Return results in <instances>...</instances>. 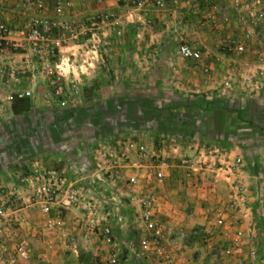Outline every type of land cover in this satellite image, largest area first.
<instances>
[{
    "label": "built area",
    "instance_id": "built-area-1",
    "mask_svg": "<svg viewBox=\"0 0 264 264\" xmlns=\"http://www.w3.org/2000/svg\"><path fill=\"white\" fill-rule=\"evenodd\" d=\"M12 2L0 0L1 5ZM84 2L95 5L92 12H79ZM14 4L22 24L16 30L10 28L0 6V55L11 50L33 58L28 80L46 78L44 103L65 108L69 98L79 97L83 79L91 78L90 70L109 55L114 38L134 37L155 19L173 16L182 6L196 8L199 0H20ZM212 9L226 20L220 8L213 5ZM176 53L183 60L202 57V51L187 42L178 44ZM5 73L0 68V74ZM9 73L18 83L26 69ZM30 96V90H17L8 101ZM193 148L183 153L179 143L172 142L166 151L157 150L144 137L122 136L97 142L89 170L73 179L68 168L38 163L23 187L0 184V264H47L45 255L33 259L30 236L20 233L23 226L35 224L43 234L56 237L63 252L76 253L81 242L98 237L108 251L106 264H118L120 245L111 224H122L124 209L146 233L139 248L149 264H179L176 238L183 233L168 232L169 216L165 222L157 189L176 170L182 171L186 186L198 192L204 214L214 226L232 224L229 217L234 224L246 216L252 218L247 228L237 227L226 238L222 255L235 258V264H264V174L250 173L236 147L197 144ZM220 184L227 188L228 200L212 205L211 196ZM66 213L73 214L69 223L63 216ZM69 231H79V239H72Z\"/></svg>",
    "mask_w": 264,
    "mask_h": 264
},
{
    "label": "crops",
    "instance_id": "crops-1",
    "mask_svg": "<svg viewBox=\"0 0 264 264\" xmlns=\"http://www.w3.org/2000/svg\"><path fill=\"white\" fill-rule=\"evenodd\" d=\"M10 8L11 3L7 4V9L2 7L3 21L10 28L16 30L20 28L22 19L20 15L14 14V10ZM187 13V9H180L173 16H162L155 19L151 27L138 30L133 35L134 37L114 38L115 40L113 39L109 45V55L101 58V60L107 59L105 66L129 69L133 74L137 67L133 57L137 56L138 43L141 39L149 38L145 47H149V51L157 54L171 53L173 38H179L182 42L190 43L193 39L191 35L185 34L184 39L181 35H174L175 27L180 26L182 22L185 23L184 14ZM230 33L231 30L226 33V38L230 37ZM200 44L202 43L200 42ZM203 48L206 47L203 45ZM165 58L166 56L163 55L160 61L157 60L151 64V68L156 70L164 68L166 76L164 81L169 82V74L171 73L169 62ZM113 59L117 60L114 61ZM32 61L33 58L26 57L22 53H13L11 50H5L0 55V68L6 70L3 76L0 74V107H3L0 108V184L9 186L23 187L26 184V178L38 163L45 167L68 168L69 175L73 179L78 172L89 170L92 160L91 154L97 142L112 140L114 139L112 137H117L121 133L126 135L133 131V128L130 129L123 123L114 129L112 127L115 124H112V121H103L99 122L101 124L95 125L85 120L82 123L83 120L77 117L80 111L79 105L83 96V88L95 83L96 79L94 78L93 80L91 78L83 79L80 96L69 98L65 108L44 105L43 92L48 89V83L46 78L42 76L33 81L28 80L30 71L32 72ZM183 61L185 63L174 68L177 70V79L182 84H188L193 90L199 92L207 90L200 98L208 104V108L204 110L197 106L196 110L186 112L182 107L184 111L181 114L184 119L193 120L194 118L197 123L193 126H181L178 131L170 132L171 135H177L179 138L188 139L191 137L193 139L190 144L179 143L181 151L189 154L193 152V147H196L197 144H205L210 148L236 147V151L242 152L250 173L252 171L253 173L264 174V162L262 157L257 154L263 155L264 141L257 142V146H254V142L249 141L246 136L236 137L235 132L240 133L244 130L249 132L252 128L244 125L241 127L232 126L230 123L221 122L220 120L224 115L223 109L217 106L212 107L214 97H217L214 96L215 93L221 92L217 89L221 84L224 71L232 68L245 69L248 66L251 67V63L249 61L217 59H212V61L210 59L205 62L203 58L200 61ZM187 62H197L198 65L191 66L189 64L190 66H188ZM203 66L214 68L217 71L210 76L203 74L201 72ZM11 69H26V75L23 76L24 78H20L18 83H15L16 81L9 73ZM137 81V78H130L124 82L135 83ZM179 82L177 81V83ZM24 89L30 90L32 96L17 98L12 107V101H8V96L17 90ZM214 89L217 92H213ZM167 92L168 90H166ZM168 95L166 94V99H168ZM200 98L194 99L200 101ZM232 98L233 96L230 99L222 100L223 104L230 108L233 107ZM137 117L139 118V114ZM148 117L151 118V116L145 118ZM144 119L140 118L138 121ZM242 123L245 124L246 122ZM137 130H139V126H137ZM47 156L51 159H46ZM186 184L187 181L184 180L182 171L176 170L170 171L167 182L165 180L164 185L157 188L160 197L159 208L165 222L166 214L169 216L170 224H166L168 232L173 233L180 230L183 233V237L176 238V246L179 248L177 251L179 264H235V258H226L222 255L221 250L227 246L226 238L233 234L234 229L237 227L247 228V225L252 222V218L246 216L240 223L234 224L230 221L234 218L229 217L228 220L232 224H226L225 227L221 228L214 226L204 214V206L200 201L198 192L188 188ZM254 185L255 182L251 184L252 190ZM211 199L212 205L224 204L228 200L227 188L221 184L218 185V190L215 195L211 196ZM124 211L122 224H111L117 233V242L120 245L118 250L125 246V251L119 252L118 264H149L140 248L136 247L135 249L134 247L138 238L140 241L142 237L146 236V233L139 224L132 221L130 211H126V209ZM32 212L35 214L34 216H37L34 210ZM72 215V213L63 214L68 223ZM20 233L30 236L34 260L38 259L40 255H45L47 264H106L107 262V248L98 237L91 236L86 242H81L77 252L74 253L73 251L63 252L57 238L43 234L39 224L23 226ZM69 233L72 239H79V231H69ZM261 235L259 230L257 237L261 238ZM50 245L53 247L49 248ZM246 253L245 249L243 255Z\"/></svg>",
    "mask_w": 264,
    "mask_h": 264
},
{
    "label": "rangeland",
    "instance_id": "rangeland-1",
    "mask_svg": "<svg viewBox=\"0 0 264 264\" xmlns=\"http://www.w3.org/2000/svg\"><path fill=\"white\" fill-rule=\"evenodd\" d=\"M12 1L10 9L14 10V14H18L19 11L15 9L14 3L20 0ZM213 5L222 10L226 20H222L220 14L212 9ZM0 6L7 9V4H0ZM94 8L95 5L92 2H84L80 5L79 12L82 14L92 12ZM181 9H187L188 13L184 14L185 23L182 22L180 26L175 27L174 35H181L183 39L185 34L191 35L193 39L190 44L203 51L201 57L203 61L217 59L251 63L252 66L245 69L223 70V78L217 89L221 92L213 90L217 92L214 95L217 97H214L212 107L217 106L223 109L224 115L221 122L230 123L232 126L244 125L252 128L249 132L244 130L240 133L235 132L234 135L236 137L246 136L249 141L254 142V146H257V142L264 141V0H199L196 8L183 7ZM230 30V37L226 38V33ZM148 40L149 38L146 37L138 43L137 56L133 57L137 67L133 74L129 69L105 66L107 65L105 58L100 60L101 66L93 71L90 70L91 79H96V82L83 88L77 117L83 120L82 123L85 120L95 125L103 121H112V124H115L112 127L114 129L123 123L130 129L133 128V131L126 135L121 133L117 137H112L114 138L112 140L122 138V136H129L133 139L144 137L153 144L155 149L166 151V147L172 142L182 144L193 142L191 137L183 139L177 135H171L170 132L178 131L181 126H193L197 123L194 118L193 120L184 119L181 113L184 110L192 112L197 106L206 110L208 104L200 97L207 90L201 92L193 90L188 84H182L177 79V70L174 68L185 63L175 51V47L182 42L179 38L172 39V52L167 54L149 51V47H145ZM200 42L206 48H203ZM238 46L243 49L237 50ZM163 55L169 62L171 73L169 82L164 81L166 80L164 68L157 70L151 68V64L157 60L160 61ZM187 64L188 66L198 65L197 62H187ZM201 70L203 74L209 76L217 71L208 66H203ZM130 78H137L138 81L124 82ZM166 90H168L167 93ZM232 92H234L233 95H230ZM166 94H169L168 99H166ZM231 96H233V107L230 108L225 106L222 100L230 99ZM194 98H200V101ZM153 114L154 117H152ZM147 116L151 118H145ZM140 118L145 119L138 121ZM145 120L147 121L144 122ZM242 122H246V125ZM257 154L264 162V150L263 155ZM46 159H51V157L47 156ZM134 247L135 249L139 247V238ZM124 248L125 246L120 248L119 252L125 251Z\"/></svg>",
    "mask_w": 264,
    "mask_h": 264
},
{
    "label": "trees",
    "instance_id": "trees-1",
    "mask_svg": "<svg viewBox=\"0 0 264 264\" xmlns=\"http://www.w3.org/2000/svg\"><path fill=\"white\" fill-rule=\"evenodd\" d=\"M17 98L15 97V98H13V100H12V107H13V105H14V101L16 100ZM18 99H21V98H18Z\"/></svg>",
    "mask_w": 264,
    "mask_h": 264
}]
</instances>
